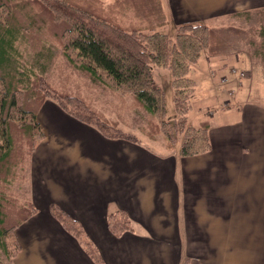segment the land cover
Here are the masks:
<instances>
[{"label":"crops","instance_id":"crops-1","mask_svg":"<svg viewBox=\"0 0 264 264\" xmlns=\"http://www.w3.org/2000/svg\"><path fill=\"white\" fill-rule=\"evenodd\" d=\"M160 5L162 31H174L184 23L226 22L264 8V0ZM228 83L236 89L232 102L207 121L210 149L188 157L107 139L45 101L37 113L44 138L30 160L37 210L15 231L21 250L12 264H264V109L247 104L245 81ZM52 204L80 225L100 263L51 215ZM116 211L130 222L120 235L107 226Z\"/></svg>","mask_w":264,"mask_h":264},{"label":"rangeland","instance_id":"rangeland-1","mask_svg":"<svg viewBox=\"0 0 264 264\" xmlns=\"http://www.w3.org/2000/svg\"><path fill=\"white\" fill-rule=\"evenodd\" d=\"M76 8L112 25H120L128 31L144 30V33L149 34L152 31H162L164 25L160 0H0V23L20 21L25 28L24 37L17 40L14 46L17 51L16 62L21 70L29 72L33 87L39 88L37 97L28 106L31 107L30 111H33V105L43 94L75 96L82 99L101 119L116 124L122 133L153 149L158 148V151H178L181 128H172V125L180 115L174 110L170 72L161 67L153 69L154 82L165 97L166 114L161 117L147 114L131 94L110 90L90 78L89 74L79 69L83 62L73 52L65 49L68 39L65 33L67 20L60 17L59 10L75 15ZM257 12L240 14L227 23L225 20L206 23L219 29L236 28L241 33H232L228 37L225 31H219L220 34L212 39L211 47L217 48L218 53H226L208 57L202 51L197 63L188 71V78L195 83L188 110L190 125L197 126L200 122L211 120L213 122L210 115L220 114L224 101L232 102L234 95L229 92L236 91L228 83L232 78L243 80L247 84V104L264 109V13ZM176 29L173 31L169 28L164 33L174 36ZM64 52L71 62L66 59ZM247 59L251 62L244 64L243 60L246 62ZM249 71L252 73L251 80L246 79ZM29 92L23 93L20 100L28 97ZM243 94L244 87L239 89L238 96ZM178 102L181 107L179 97ZM37 113L35 119L30 113L26 114L22 124L38 123ZM166 132L175 139L172 150L160 148L161 145L165 146ZM29 138L32 137L25 135L21 140V161L17 160V165L13 164L9 172L5 173L2 183L1 192L7 205L13 209L22 205L29 206L30 202ZM9 251H14L11 239ZM11 260L0 250L2 263L12 264Z\"/></svg>","mask_w":264,"mask_h":264},{"label":"trees","instance_id":"trees-1","mask_svg":"<svg viewBox=\"0 0 264 264\" xmlns=\"http://www.w3.org/2000/svg\"><path fill=\"white\" fill-rule=\"evenodd\" d=\"M62 10H59L60 17L68 21L65 24V33L68 36L65 49L73 52L83 62L80 70L110 90L131 94L133 100L147 114L156 117L165 115L166 108L164 92L154 82L153 69L161 67L168 70L172 77L174 110L180 115L172 125V128H181L178 154L188 157L210 149L207 121L200 122L197 126L189 123L190 95L195 90V83L187 74L197 63L202 51H205L208 57L226 53H218L217 48L211 47L212 39L220 34L219 31H225L230 37L232 33H241L240 30L219 29L207 25V22H190L179 25L174 36L158 30L146 34L144 30L128 31L120 25H112L87 11H81L80 8H76L75 15L64 13ZM253 11L262 14L264 8ZM240 14L249 15V11L229 16L227 21ZM24 30L20 21L0 23V250L5 257L12 259L11 262L21 250L15 232L17 227L37 210L31 201L29 206L22 205L13 209L7 205V200L1 192L5 173L9 172L13 164L17 165V160L21 161L20 142L24 136L32 137L28 143L29 156L44 138L37 122L32 125L22 124L26 114L30 113L35 119L39 107L47 100L53 101L64 113L95 128L107 139L138 142L137 139L122 133L116 124L101 119L82 99L75 96L43 94L44 96L34 103L33 111H30L31 107L28 106H31L30 101L37 97L39 88L33 87L29 72L21 70V66L16 62L17 51L14 46L17 40L24 37ZM64 53L66 59L71 62L68 54ZM27 91H30L28 97L20 100L19 97ZM165 134L164 147L172 150L175 139L169 132ZM50 213L66 231L78 239L90 258L100 263L92 244L81 240L80 225L54 204L50 205ZM107 226L112 234L120 235L130 229V222L124 212L116 211L108 214ZM9 239L14 244L13 253L9 251ZM0 264L4 263L0 261Z\"/></svg>","mask_w":264,"mask_h":264}]
</instances>
